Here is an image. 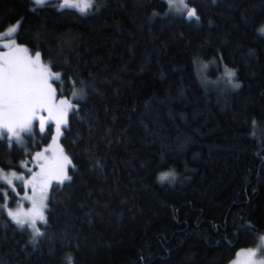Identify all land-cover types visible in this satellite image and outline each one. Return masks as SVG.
<instances>
[{"label": "trees", "instance_id": "1", "mask_svg": "<svg viewBox=\"0 0 264 264\" xmlns=\"http://www.w3.org/2000/svg\"><path fill=\"white\" fill-rule=\"evenodd\" d=\"M187 3L199 22L165 0H96L86 13L0 0V33L18 22L12 37L51 62L63 95L86 93L61 137L70 181L52 183L42 235L0 209V264H229L257 248L264 0ZM47 130L24 148L0 139V169L30 160Z\"/></svg>", "mask_w": 264, "mask_h": 264}, {"label": "snow or ice", "instance_id": "2", "mask_svg": "<svg viewBox=\"0 0 264 264\" xmlns=\"http://www.w3.org/2000/svg\"><path fill=\"white\" fill-rule=\"evenodd\" d=\"M34 3L43 5L48 0H33ZM93 0H63L59 5L64 8H77L81 13H86L92 7ZM169 11L174 15H181L189 21L199 22V16L194 8H189L187 0H165ZM35 9H33L34 11ZM19 23L8 29L0 40L8 39L14 34L18 35ZM261 33L264 34V28ZM0 48L6 49L0 52V139H8L11 144L13 141L21 148L25 147L22 133L29 136H35L38 130L45 137H50L51 132L47 129L54 127L56 137L61 135V126L67 128L66 116L68 111L73 113L78 111L76 105L63 97V81L61 74L53 72L49 64H45L41 59V53L36 51L34 56L29 53L26 47L17 45L14 40L8 43L0 44ZM207 68V65H203ZM225 77L231 82L235 72L225 68ZM53 81L61 85L59 93L53 87ZM75 87V81L70 82ZM233 87H239L234 84ZM73 98L83 99L86 93L83 89L73 91ZM58 96L61 97L58 99ZM35 124V129L33 125ZM255 125V121L253 122ZM47 126V128H46ZM11 134L10 137L8 134ZM56 137H52V145L43 148L41 151L26 152V155L32 156L31 161H22L18 165L23 171L29 174L25 179L23 172L17 174H5L0 169V181L6 182L8 188L19 197L16 191V185L13 178L19 181L21 188L25 185L31 188L32 195L22 197L32 203V208L24 212L22 208L13 211L7 209L9 217L20 227L28 224L35 230L36 235H42L36 228V220L45 221L43 209L46 207L44 201L47 199V188L52 180L63 183L65 180L70 181L66 175V169L71 166L75 169L72 161L63 154L62 149L53 148L56 144ZM35 143H39L36 141ZM50 153V155H46ZM32 163L38 169L33 172L29 167ZM174 173H164L159 177L161 182L174 179ZM39 189V190H37ZM0 194L7 199V192L0 188ZM7 208V205H0V209ZM247 227H251L250 225ZM259 245L256 249L241 250L237 257H245L244 264H264V259L256 260L258 254H264V236L259 237ZM233 264H238L234 261Z\"/></svg>", "mask_w": 264, "mask_h": 264}, {"label": "rangeland", "instance_id": "3", "mask_svg": "<svg viewBox=\"0 0 264 264\" xmlns=\"http://www.w3.org/2000/svg\"><path fill=\"white\" fill-rule=\"evenodd\" d=\"M48 1H49V0H48ZM77 2H78V0H77ZM61 3H63V0H59V5H60ZM94 3H96V0H93L92 7H91L89 10H91V9L94 7V5H95ZM71 8H75V7H71ZM189 8H192V7L189 6ZM75 9H77V8H75ZM77 10H78V9H77ZM89 10H88V11H89ZM17 24H18V22H17L16 24L12 25L11 27L16 26ZM11 27H9L8 29H10ZM8 29H6L5 31L1 32V33H0V36H3L4 33H5ZM10 40H14V41H15L14 37H10V38H8V39L0 40V44L8 43V42H10ZM15 42H16V41H15ZM16 44H17V45H20V44H18V43H16ZM20 46L26 47V48L29 50V53H30L31 55L34 56L35 53L32 52L31 49H30L28 46L23 45V44L20 45ZM5 50H6V49L0 48V52L5 51ZM41 59H42V61H43L45 64H49L48 62H46V61L42 58V56H41ZM51 70H52V69H51ZM52 71H53V70H52ZM53 72H57V71H53ZM58 73H59V72H58ZM52 83H53V87L55 88L54 81H53ZM73 91H77V89H75V90H73ZM59 98H61V97L58 96V99H59ZM62 98H65V99L69 100L72 104H74V105H76V106L78 105V101L76 100V98H73L72 95H69V96H65V95H63ZM70 111H71V110H70ZM70 111H68L67 116H66L67 124H68V115H69V112H70ZM33 127H34V129H35V127H36L35 124L33 125ZM46 128H47V126H46ZM64 128H65V127L62 125V126H61V135L58 136V137H56V132H55V129H54V135H53V137H56V144L53 145V148H56V149H62V150H63V154L66 155V156L70 159L69 155L67 154V152L65 151L64 147H63L62 144H61V137H62V135H63V133H64ZM10 135H11V134L9 133L8 136L10 137ZM22 136H23V138H24V133H22ZM49 145H52V140H51V142H49L47 145H45L43 148H46V147H48ZM43 148H42V149H43ZM42 149H40V150H38V151H41ZM38 151H36V152H38ZM46 155H50V153H46ZM31 160H32V157H31L30 160H26V161H31ZM70 160H71V159H70ZM29 167L33 169V172L38 171V169H37V168L35 167V165L32 164V163L29 164ZM68 169H69V166H68L67 169H66V175L69 177ZM12 172H16L17 174H21V173L23 172V175L25 176V179L30 178V177H29V174L27 173V171H23L20 167H18V168H12V169H10V170H4V173H5V174H11ZM55 181H56V180H52L51 183L49 184L48 188H47V199L44 201V203L46 204V207L43 209V214H44L45 219H46V208H47V201H48V196H49L50 188H51L52 183L55 182ZM13 183L16 185V191L19 193V197H16L15 194H14V193L8 188L6 182H4V181H0V188H3V190H4L5 192H7V197H8L7 199L4 198V202L1 204V205H7V208H4L3 211H4L7 215H8L7 209H12L13 211H16V210L22 208L24 212H28V211L32 208V203H31L30 201H28L27 199H21V198H22V197H25V195L31 196V195H32L31 188L28 187L27 185H25L24 188H21V184H20V182L17 181V180H15V178H13ZM37 190H39V189H37ZM13 199H15V202H16L15 205H11V201H12ZM8 216H9V215H8ZM10 218H11V217H10ZM40 222H44V221H41V220H39V219L36 220V228L39 229V232H41V227H40V225H39ZM24 226L29 227L28 224H25ZM29 228L35 233V230H34L33 228H31V227H29ZM35 234H36V233H35ZM248 249H256V248H247V249H241V250H248ZM241 250H239V252H240ZM245 259H246L245 257H237V256H236V257H235V258H234L229 264H233L234 261H237L238 264H244ZM255 259H256V260L264 259V255H263V254H258V255L255 257Z\"/></svg>", "mask_w": 264, "mask_h": 264}]
</instances>
